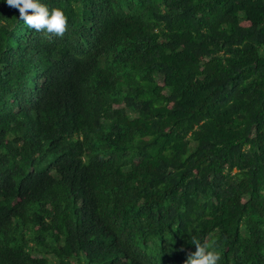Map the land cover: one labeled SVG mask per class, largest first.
Segmentation results:
<instances>
[{
  "label": "trees",
  "instance_id": "16d2710c",
  "mask_svg": "<svg viewBox=\"0 0 264 264\" xmlns=\"http://www.w3.org/2000/svg\"><path fill=\"white\" fill-rule=\"evenodd\" d=\"M37 2L62 37L0 0V264H264V0Z\"/></svg>",
  "mask_w": 264,
  "mask_h": 264
},
{
  "label": "clouds",
  "instance_id": "9594fccd",
  "mask_svg": "<svg viewBox=\"0 0 264 264\" xmlns=\"http://www.w3.org/2000/svg\"><path fill=\"white\" fill-rule=\"evenodd\" d=\"M6 4L18 9L20 20L36 31L46 30L48 34L63 36L67 28V18L63 10H51L37 0H5ZM31 12V14H29ZM195 251H188L184 264H218L221 259L219 252L210 249L208 244L201 243L196 236L191 237Z\"/></svg>",
  "mask_w": 264,
  "mask_h": 264
},
{
  "label": "rangeland",
  "instance_id": "374dc122",
  "mask_svg": "<svg viewBox=\"0 0 264 264\" xmlns=\"http://www.w3.org/2000/svg\"><path fill=\"white\" fill-rule=\"evenodd\" d=\"M158 80H160V79H158ZM161 81V80H160Z\"/></svg>",
  "mask_w": 264,
  "mask_h": 264
}]
</instances>
